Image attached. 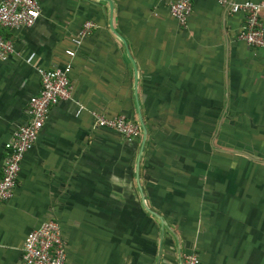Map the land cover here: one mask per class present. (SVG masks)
I'll use <instances>...</instances> for the list:
<instances>
[{
	"label": "crops",
	"instance_id": "1",
	"mask_svg": "<svg viewBox=\"0 0 264 264\" xmlns=\"http://www.w3.org/2000/svg\"><path fill=\"white\" fill-rule=\"evenodd\" d=\"M244 1L264 2L191 0L182 27L165 0H37L32 26L0 28L13 44L0 165L37 68L69 64L71 85L0 203V264H22L25 234L49 219L67 264H264V49L236 38L243 15L229 4ZM84 21L94 27L75 46ZM90 111L140 134L95 127Z\"/></svg>",
	"mask_w": 264,
	"mask_h": 264
},
{
	"label": "built area",
	"instance_id": "2",
	"mask_svg": "<svg viewBox=\"0 0 264 264\" xmlns=\"http://www.w3.org/2000/svg\"><path fill=\"white\" fill-rule=\"evenodd\" d=\"M165 2L169 14L179 26L184 27L191 10V0ZM217 2L225 3L226 0ZM263 10V1L229 4L231 13L240 12L243 15L236 38L259 49H264V26L261 20ZM38 13L37 0H0V28H28L34 24ZM93 27L91 21H84L72 43L78 46L80 39L89 34ZM12 52V41L0 35V61L5 60ZM66 54L72 56L73 51L68 50ZM32 57L33 53H29L25 62H29ZM69 68V64L62 67L37 68L39 88L26 102L25 121L13 129L10 139L4 144L5 154L0 165V203L12 196L23 156L34 145L50 108L70 99ZM81 109V106H78L75 113L78 114ZM89 114L95 127L113 130L126 141L134 140L140 134L139 125L122 115L106 117L95 111H90ZM21 251L22 264H67L59 224L51 219L40 222L25 234ZM181 264H199V260L196 254L186 253L181 256Z\"/></svg>",
	"mask_w": 264,
	"mask_h": 264
}]
</instances>
